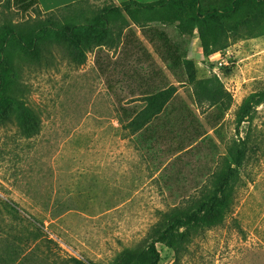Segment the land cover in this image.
Instances as JSON below:
<instances>
[{"label":"rangeland","instance_id":"1","mask_svg":"<svg viewBox=\"0 0 264 264\" xmlns=\"http://www.w3.org/2000/svg\"><path fill=\"white\" fill-rule=\"evenodd\" d=\"M114 5L0 0V264H264V4Z\"/></svg>","mask_w":264,"mask_h":264},{"label":"trees","instance_id":"2","mask_svg":"<svg viewBox=\"0 0 264 264\" xmlns=\"http://www.w3.org/2000/svg\"><path fill=\"white\" fill-rule=\"evenodd\" d=\"M87 1V0H86ZM86 1H82L79 3H76L72 6H68L66 8H63L61 10L69 11V10H76L78 6L84 4ZM173 3H179L183 6L185 11L187 12L188 16L193 21L198 22H207L210 20H218L225 16L231 17L233 13L247 8V7H259L264 4V0H235L230 1L223 6L220 7V9H214L212 11H206L203 9L201 0H159L158 2L151 4V5H140L136 2H129L122 5H114L111 8H109L107 11L108 13H119L123 11H129L130 6L135 5L141 8L144 7H164L168 4ZM100 21V20H99ZM103 26H98L96 30V34L102 33L106 29V22H103ZM95 27V26H94ZM96 28V27H95ZM162 95H157L149 98L150 104L148 107L140 114L139 119H141L139 123V128L145 125L147 122H149L155 115H157V112L160 110L155 109V104L158 98H160ZM264 97V95H258L253 94L251 95L245 102V105L243 109H247L249 106H256L261 103V98ZM198 222L202 224H206L208 222V219L206 217L199 218L197 214H192L190 219H179L176 220L175 224L172 227L181 226L186 227L190 224H197Z\"/></svg>","mask_w":264,"mask_h":264},{"label":"crops","instance_id":"3","mask_svg":"<svg viewBox=\"0 0 264 264\" xmlns=\"http://www.w3.org/2000/svg\"><path fill=\"white\" fill-rule=\"evenodd\" d=\"M34 1L37 3L39 9L42 12L52 13L86 0H34ZM111 1L116 5L126 4L131 1L136 2L140 5H151L158 2L159 0H111Z\"/></svg>","mask_w":264,"mask_h":264},{"label":"built area","instance_id":"4","mask_svg":"<svg viewBox=\"0 0 264 264\" xmlns=\"http://www.w3.org/2000/svg\"><path fill=\"white\" fill-rule=\"evenodd\" d=\"M226 62V60H222V63L220 64L221 66Z\"/></svg>","mask_w":264,"mask_h":264}]
</instances>
